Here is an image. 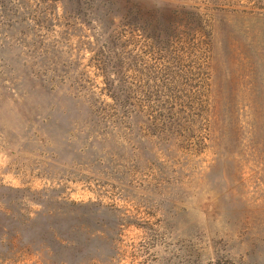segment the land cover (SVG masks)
Wrapping results in <instances>:
<instances>
[{"label": "rangeland", "instance_id": "374dc122", "mask_svg": "<svg viewBox=\"0 0 264 264\" xmlns=\"http://www.w3.org/2000/svg\"><path fill=\"white\" fill-rule=\"evenodd\" d=\"M0 264H264V0H0Z\"/></svg>", "mask_w": 264, "mask_h": 264}]
</instances>
